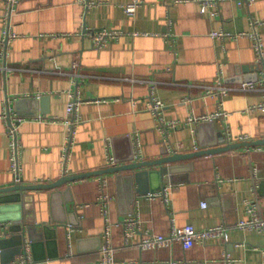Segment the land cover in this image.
I'll return each instance as SVG.
<instances>
[{
    "label": "crops",
    "instance_id": "1",
    "mask_svg": "<svg viewBox=\"0 0 264 264\" xmlns=\"http://www.w3.org/2000/svg\"><path fill=\"white\" fill-rule=\"evenodd\" d=\"M4 1L0 0V188L19 184L11 172L3 114L8 103L13 110L12 102L22 97L40 101L36 115L22 117L26 121L20 128V184L25 185L126 164L132 156L150 161L264 139V111H249L263 103L264 88L225 96L228 116L213 121L215 130H200L202 123L211 121L188 123L191 116L218 112L219 100L205 97L203 85L214 84L221 72L226 85L234 87L241 83L227 80L237 75L247 77L242 83L263 77L264 65L258 62L252 39H215L211 33H248L258 22L264 43V0L242 6L237 0H223L207 13L196 0H138L142 4L134 16L124 10L134 0H19L10 18L15 36L7 39ZM104 29L122 34L104 47H94L88 32ZM148 81L157 83L165 104L164 121L180 123L167 135L149 109ZM75 100L79 105L74 116L67 106ZM73 120L77 125L69 143L67 123ZM171 146L182 148L171 153ZM257 147L180 161V169L171 175L173 182L166 177L161 186L156 178L131 184L116 173L82 178L58 189L13 193L18 202L0 214V263L22 258L33 264H103L101 250L108 242L115 264H223L226 254L229 264H264V232L236 227L248 218V200L264 215V149ZM102 176L110 196L108 217L100 204ZM151 193L161 195L151 199ZM136 214L141 231L126 242L123 222ZM31 224L35 240L28 231ZM187 225L200 230L226 225L228 240L188 249L176 243L143 250L138 244L146 232L167 235ZM18 226L27 231L22 239Z\"/></svg>",
    "mask_w": 264,
    "mask_h": 264
},
{
    "label": "built area",
    "instance_id": "2",
    "mask_svg": "<svg viewBox=\"0 0 264 264\" xmlns=\"http://www.w3.org/2000/svg\"><path fill=\"white\" fill-rule=\"evenodd\" d=\"M223 0H196L197 3L201 5V12L207 13L210 12L211 9L218 7ZM253 0H237L239 6L244 5V3H250ZM142 4L141 1L134 0L133 2L124 6L125 13L127 16H134L136 14L137 9ZM5 13L3 16V22H5L6 30L4 32V37L7 39L8 37H14L15 35L10 31V18L12 14L17 10L19 6V0H5ZM217 12H214L215 15ZM260 23L253 22L251 31L248 33H240L237 35H233L231 33L225 32L223 30H216L212 32L213 38L218 39H227V38H234V37H248L253 40L254 50L257 53L258 62H262L264 65V43L258 32V26ZM87 33V32H86ZM85 33V34H86ZM90 37H92L94 47H104L106 46L112 39H117L120 37L122 32L117 30H96L88 32ZM70 36V35H64ZM6 54V51L3 50V56ZM149 87L151 89V98H150V111L154 115L156 122H158L157 127L167 135L170 129H177L180 126L178 121H164L162 118V113L165 109V104L158 96V87L155 81H148ZM204 88V96L205 97H212L219 100V109L218 112L214 115L210 116H201L200 118H195L193 116L188 118V123H201L205 121H215L216 119L225 118L228 116V113L224 111L223 108V98L232 92L235 91H243V92H253L262 90L264 88V72L263 77L259 81H252V82H245L239 85L229 86L225 83V78L223 73L221 72L218 76L217 81L212 85H203ZM9 104V103H8ZM7 107L4 108L3 118L8 126V137L10 141V150H11V172L14 173L15 177L17 178V182L21 183V171H22V164H21V155H22V144L19 141V134L21 124L26 121V119L18 116L12 109ZM78 101L75 100L68 104V113L71 115L76 114L78 110ZM262 110L264 111V101L259 105H255L249 109L250 112L254 110ZM43 118L38 117V121H42ZM56 121V120H55ZM54 121V122H55ZM68 141L71 143L72 134L74 131L75 126L77 125L76 120L72 122H68ZM138 144L137 148L138 149ZM181 146L170 147L171 153H177ZM258 150L264 149L263 146H258ZM69 147H65L63 153V159L65 162H69ZM110 158V164L113 165L115 163V159L113 157ZM101 197H100V204L102 205V210L104 212L105 217H108L109 210L107 209V205L110 201V196L105 192L107 186V180L104 176L101 177ZM161 193H151L148 195L152 199V197L160 196ZM201 206L204 208L206 207V203H202ZM247 206V219H240L237 222V228L247 231H258L264 232V215L259 212V207L257 204L254 203L252 200H248L246 202ZM108 220V219H107ZM1 223H0V237L3 236V231L1 230ZM123 227H125V239L128 242L136 233L141 231L140 221L138 218V214L129 216L123 222ZM108 233V231H107ZM108 236V234L106 235ZM228 240V227L226 225L216 226V227H209L204 229H197L193 225H187L185 227H174L170 230V233L167 235L157 234V233H144L141 241L138 243L141 249L143 250H153L158 248H170L176 243H180L184 249L192 248L197 244L205 245L208 242H227ZM102 255H101V262L103 264H115L113 261V252L114 249L108 242L102 247ZM231 259H229V255L226 254L224 258L223 264H229ZM1 264V263H0ZM10 264H33L28 262L25 259H18L15 262ZM177 264V263H172Z\"/></svg>",
    "mask_w": 264,
    "mask_h": 264
},
{
    "label": "water",
    "instance_id": "3",
    "mask_svg": "<svg viewBox=\"0 0 264 264\" xmlns=\"http://www.w3.org/2000/svg\"><path fill=\"white\" fill-rule=\"evenodd\" d=\"M257 79V78H256ZM247 80V77H241L240 75L235 76V78H230L227 81L228 82H238L242 83L243 81ZM41 103H45L46 98H43L41 100ZM38 104H40V101L33 99L32 97H22L14 102H12L11 108L20 116V117H28V116H34L37 113L38 110ZM8 107L10 109V103L8 104ZM204 127H209L215 130L216 124L215 122H206L202 123L200 126V130ZM254 145L257 146H263L264 145V139L261 140H254L250 142H237V144H228L227 146L224 147H219L218 149H202L201 151H196V152H190V153H185V154H174V155H168V157L164 158H159L155 160H150V161H135V157H131L126 164H116L111 167H105L102 169H99L97 171H92V172H84L78 175H64L61 179L57 180L56 182L53 183H47V184H30V185H25V184H14L12 187H4L0 188V214H3V212L8 211L11 206L16 205L15 203L18 202V198L16 195L13 193L16 192H21V191H30V190H47V189H58L63 187L65 184L70 183L72 181L80 180L82 178L86 177H92V176H99V175H105V174H113L120 175V178H125L127 179L131 184H134V181L136 183H142L143 181L148 179H159L160 180V186L166 177L171 178V175L174 174L173 172L175 170L180 169L179 166L176 164L180 161H185V159H192L195 157H200L202 155L206 154H214V153H220L222 151H227L231 149H236L237 147L241 146H247V147H252ZM151 167H158L155 170L147 171V168ZM124 172H129L130 174L128 176H123L122 173ZM168 183V182H167ZM159 186V187H160ZM155 189V188H153ZM137 192L145 194L149 193V190L142 191L141 189H137ZM13 194V195H11ZM74 206V202L70 203V206ZM71 213H74V209L69 208L68 210ZM10 218V217H9ZM12 218V217H11ZM70 224H74L71 222ZM17 230L21 231V239L23 236L25 237L27 234L26 229L23 227L18 226ZM35 226L31 224L28 227V231L31 234L32 240H35L37 236L34 237V232H35ZM19 241V240H18ZM4 243V241H3Z\"/></svg>",
    "mask_w": 264,
    "mask_h": 264
},
{
    "label": "bare ground",
    "instance_id": "4",
    "mask_svg": "<svg viewBox=\"0 0 264 264\" xmlns=\"http://www.w3.org/2000/svg\"><path fill=\"white\" fill-rule=\"evenodd\" d=\"M244 141H245V140H244ZM244 141H243V142H244Z\"/></svg>",
    "mask_w": 264,
    "mask_h": 264
}]
</instances>
